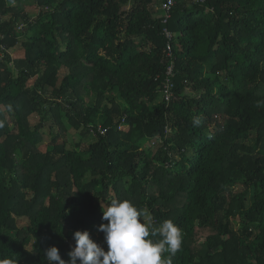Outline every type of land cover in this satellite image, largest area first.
<instances>
[{
    "label": "trees",
    "instance_id": "trees-1",
    "mask_svg": "<svg viewBox=\"0 0 264 264\" xmlns=\"http://www.w3.org/2000/svg\"><path fill=\"white\" fill-rule=\"evenodd\" d=\"M166 1L0 0V258L107 250L127 199L181 229L173 264H264V0Z\"/></svg>",
    "mask_w": 264,
    "mask_h": 264
},
{
    "label": "clouds",
    "instance_id": "clouds-1",
    "mask_svg": "<svg viewBox=\"0 0 264 264\" xmlns=\"http://www.w3.org/2000/svg\"><path fill=\"white\" fill-rule=\"evenodd\" d=\"M197 122L198 118H197ZM102 221L98 230L104 234L107 250L95 242L89 231H75V245L61 257L51 246L45 250L48 264H173L172 258L181 249V229L171 219L154 226L151 217L130 200L113 199L102 205ZM159 237V239H154ZM167 252L169 255H163ZM0 264H16L14 258H0Z\"/></svg>",
    "mask_w": 264,
    "mask_h": 264
},
{
    "label": "built area",
    "instance_id": "built-area-1",
    "mask_svg": "<svg viewBox=\"0 0 264 264\" xmlns=\"http://www.w3.org/2000/svg\"><path fill=\"white\" fill-rule=\"evenodd\" d=\"M179 1L180 0H167L165 2V4L162 6L164 16L167 20L170 19L171 12H172L173 8L178 4ZM193 1L196 5L205 6L207 4L208 0H193ZM167 20H166V22H167ZM165 35H166L167 39L169 40L167 50L169 52V55L171 56L173 54V50H172L173 48L171 45V41L173 39V34L171 32H169L168 30H166ZM175 76H176V74L174 71V65H171L167 68V80H166V84H165V88H164V92H163V98H164V101L166 103H170L174 97V92L172 91V89L174 86L173 79ZM99 132L101 134H105L107 132V129L100 127ZM167 133H168V131H167Z\"/></svg>",
    "mask_w": 264,
    "mask_h": 264
},
{
    "label": "rangeland",
    "instance_id": "rangeland-1",
    "mask_svg": "<svg viewBox=\"0 0 264 264\" xmlns=\"http://www.w3.org/2000/svg\"><path fill=\"white\" fill-rule=\"evenodd\" d=\"M27 7H28V9L31 10V11L34 10V8L30 7V5H28ZM81 138H82V137H81L80 135H79V136H70V140H71V142H73V141H79ZM20 222H21V223H20ZM26 222H27V220H25V219L19 220V224H20L21 226L24 225V224H27ZM236 223H237V222H236ZM237 225H238V224H237ZM238 227H239V226H238Z\"/></svg>",
    "mask_w": 264,
    "mask_h": 264
}]
</instances>
